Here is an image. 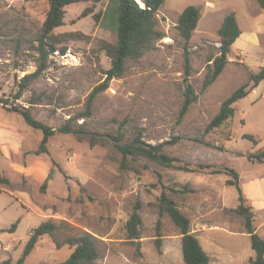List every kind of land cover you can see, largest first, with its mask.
<instances>
[{
  "label": "rangeland",
  "instance_id": "rangeland-1",
  "mask_svg": "<svg viewBox=\"0 0 264 264\" xmlns=\"http://www.w3.org/2000/svg\"><path fill=\"white\" fill-rule=\"evenodd\" d=\"M255 1L165 0L157 13L164 37L143 56L127 59L124 72L96 94L91 114L71 122L78 134L56 131L49 138V152L36 155L43 132L9 107H28L52 128L85 111L88 96L111 67L103 45L116 41V28L105 14L99 21L82 16L87 2L66 6L65 23L54 30L73 33L59 45L65 52L50 54L47 68L17 98L20 79L38 67L44 6L40 0H0V100L6 101H0V264L7 259L16 263L33 228L47 219L67 224L53 236L41 237L26 264L65 261L74 247L64 241L85 231L96 238V264H186L180 230L169 214L160 213L162 192L190 218L192 232L211 257L208 264H251L255 252L245 217L232 211L240 203L237 187L228 181L233 177L210 170L229 166L242 174L246 204L264 238V201L247 193V179L264 174V164L249 158L264 151V80L257 85L251 80V74L264 68V35L259 46L232 45L223 72L207 87L204 80L208 60L219 52L218 30L227 14L235 12L245 31L258 30L256 20L264 24ZM107 2L101 0L95 12H104ZM191 4L201 8V17L185 47L177 21ZM245 84L250 92L233 104L234 115L207 130L222 102ZM189 85L197 99L182 114ZM82 130L98 141L92 145L90 134ZM139 135L146 143H165L173 164L139 157L130 161L131 168L123 167L116 137L129 142ZM37 158L49 164L50 186L24 172ZM185 184L192 190L183 192ZM137 203L143 221L140 238L131 240L126 224Z\"/></svg>",
  "mask_w": 264,
  "mask_h": 264
},
{
  "label": "trees",
  "instance_id": "trees-1",
  "mask_svg": "<svg viewBox=\"0 0 264 264\" xmlns=\"http://www.w3.org/2000/svg\"><path fill=\"white\" fill-rule=\"evenodd\" d=\"M43 2L44 20L42 26L37 33V49L39 51L38 67L34 72L24 75L19 82V90L17 98L20 97L28 86L48 66L49 55L56 52H65L66 48H60L63 41L71 38L73 33L56 34L54 30L65 23L66 6L79 2H87V6L82 12V16L92 15L96 21H99L103 15H107L111 22L115 25L117 38L114 43L105 42L103 45L106 54L111 60V67L105 71L106 79L88 96L86 101V109L83 112L75 115L70 119L66 125L59 128H52L43 121L33 116L28 107H21L18 105H11L9 110L20 113L26 123L35 129H40L43 132V137L37 154L48 153L49 138L60 131L63 133L78 134L79 131L73 128L72 123L74 120L89 116L96 94L107 88L109 81L117 76H120L125 70V64L129 58H139L150 49L158 40L164 37V32L158 28L157 13L165 0H141L145 6L143 7L137 0H108L104 12L96 11L97 4L101 0H40ZM264 10V0H257ZM142 2V3H143ZM201 17V8L197 5L191 4L184 8L179 15L177 21L178 34L184 39L185 47L191 40L193 32L196 30ZM220 35V47L217 55L212 56L208 60V70L204 80V86L207 87L212 84L218 76L223 72L227 63L229 62V54L234 42L242 33L238 18L235 12L227 14L218 30ZM187 72L189 73V57L186 55ZM251 80L257 85L260 81L264 80V68L258 73L251 74ZM248 84L242 85L237 88L233 93L226 98L221 105L220 111L211 119L207 126V130H211L224 124L230 119L235 112L234 103L239 99L245 97L250 89H247ZM186 100L182 106L181 113L184 114L190 105L197 99L194 89L189 85L185 93ZM5 104L6 101L0 100ZM84 134H90V142L94 145L98 138L94 133L88 131H80ZM248 138L253 139V136L246 135ZM81 138V137H79ZM117 141L114 143L116 148L121 153V164L123 167L131 168L130 161L134 158H148L156 163L171 166L173 158L166 154L163 147L165 143L153 145L146 143L142 136H136L132 141L122 142L123 137H116ZM255 157L258 161H264V151L256 154H250L249 158ZM210 166V165H209ZM188 171H198L197 169H190L182 167ZM210 173H227L233 177L228 180L230 184L235 185L239 192V205L232 209L235 213L245 217V228L250 234L251 247L255 252V256L251 258V264H264V238L256 231L253 224L254 213L251 205L246 204L247 198L244 196L243 189L240 184L238 171L233 167L213 168ZM1 178V173H0ZM49 177L43 184L47 186ZM192 189L188 184L183 185V192L191 191ZM160 213L169 214L172 221L180 230L182 235V253L183 259L186 264H208L211 257L208 252L203 248L197 235L191 230V220L185 215L178 207L176 201L169 197L165 192L159 197ZM140 203H137L134 211L131 213L126 227L128 231V238L131 240L140 238V226L142 225V217L139 213ZM66 221H55L47 219L42 221L37 227L33 228L29 234V239L25 244L23 252L16 263L26 264L27 256L32 252L40 238L44 235L53 236L55 231ZM16 224L14 223L8 230L14 231ZM1 232V230H0ZM161 242L160 238L157 239V244ZM74 247L70 256L63 262L52 264H96L99 258V250L96 244V238L89 232H83L79 235H74L64 241ZM1 264H13L10 259L3 261Z\"/></svg>",
  "mask_w": 264,
  "mask_h": 264
},
{
  "label": "crops",
  "instance_id": "crops-1",
  "mask_svg": "<svg viewBox=\"0 0 264 264\" xmlns=\"http://www.w3.org/2000/svg\"><path fill=\"white\" fill-rule=\"evenodd\" d=\"M236 1H238L242 4H245V2L249 1L250 3L253 4V2L255 0L254 1L253 0H247L245 2H243L241 0H236ZM255 4H257V7L259 8V10L261 12H263L262 14H264V10L261 8V6L257 0L255 1ZM256 23L259 25L258 30H246L245 31L240 26L242 33L240 34L238 39L234 42L233 46H235V44H237V42L239 43V45L242 44L245 47H247L249 43H252V44L257 45V46L261 45L260 37H261V35H264V24L262 22H258L257 20H256ZM1 143H2V140L0 138V144ZM2 150H4V152L6 154H8L10 152V148L3 147ZM37 150L35 151L36 155L42 154V153L37 154L36 153ZM257 162L264 164V161L263 162L257 161ZM24 172H25V174L31 175L37 182H43V184L46 181V179L49 177L48 185L50 186V184H51V180H50L51 170H50L49 164L45 160H43V158L34 159L29 164L28 167H25ZM239 175H240V181L243 184V178H242V174L240 172H239ZM262 177H264V174L252 176V177H249L247 179L248 184L251 185V189L249 191H247V193H248V195L251 194L253 199L256 201H264V184H263L264 181H262V179H261ZM249 179H250V181H249ZM6 247H9V245H7Z\"/></svg>",
  "mask_w": 264,
  "mask_h": 264
},
{
  "label": "water",
  "instance_id": "water-1",
  "mask_svg": "<svg viewBox=\"0 0 264 264\" xmlns=\"http://www.w3.org/2000/svg\"><path fill=\"white\" fill-rule=\"evenodd\" d=\"M137 1L140 3L141 0H137ZM142 2H143V1H142ZM140 4H141V3H140ZM141 5H142V4H141ZM142 6H143V7L145 6L144 2H143V5H142Z\"/></svg>",
  "mask_w": 264,
  "mask_h": 264
},
{
  "label": "bare ground",
  "instance_id": "bare-ground-1",
  "mask_svg": "<svg viewBox=\"0 0 264 264\" xmlns=\"http://www.w3.org/2000/svg\"><path fill=\"white\" fill-rule=\"evenodd\" d=\"M141 4L143 5V3L141 2Z\"/></svg>",
  "mask_w": 264,
  "mask_h": 264
}]
</instances>
